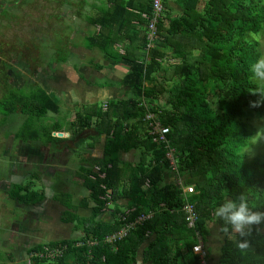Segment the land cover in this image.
<instances>
[{
    "label": "trees",
    "instance_id": "1",
    "mask_svg": "<svg viewBox=\"0 0 264 264\" xmlns=\"http://www.w3.org/2000/svg\"><path fill=\"white\" fill-rule=\"evenodd\" d=\"M23 1L17 0L15 4L20 6ZM130 1L125 4V0H110L112 7L107 14L112 16L120 7L124 14H133ZM176 3L183 11L179 18L170 16L163 0L165 10L152 49L148 48L147 36L154 0H143L138 6L136 19L145 26L144 34L133 33L132 41L138 40L140 45L124 47V55L114 49L116 25L109 26L101 19L92 21L101 26V32L90 37L87 47L102 52L109 66L124 64L129 68L130 72L116 84L131 91L133 97L83 106L69 123L70 139L53 136L65 133L60 123L51 128L41 126L49 113L60 112L54 95L29 80L23 87L12 86L10 74L4 72L12 66L0 60V78L5 86V98L0 99V104L6 108L2 113L27 117L16 140L29 143L43 138L45 146L64 149L74 143L89 157L97 145L102 149L101 157L82 164L80 173L94 204L92 216L80 220L69 195L55 196L67 208L63 221L73 223L83 234L35 244L28 249L31 264H135L138 252L151 235H156V239L145 257L152 264H187L190 259L191 264H199V257L193 253L198 244L196 232L207 247L208 225L215 221L220 228L223 226L215 210L226 199H236L244 193L250 206L264 211V157L249 156L258 134L253 118L264 120V104L255 109L249 106L250 100L260 99L250 94L259 87L252 79L250 65L262 57L260 41L253 36L264 30V0ZM9 8L10 0H0L3 16ZM127 38L130 44L131 39ZM44 42L38 52L53 60L56 50L48 40ZM17 52L18 58L28 55L23 49ZM171 60L177 62L172 64ZM58 62L67 59L59 54ZM51 63L48 66L53 69ZM24 89L28 90L26 94L21 93ZM147 117L152 118L148 121ZM36 123L41 130L32 132ZM150 123L169 129L166 143L153 141ZM170 150H174L177 172L168 157ZM133 151L139 152L138 161L122 159ZM170 176L175 180L170 181ZM190 186H194L195 193H185L184 188ZM6 194L11 201L37 208L45 199L44 190L34 192L28 182L13 184ZM187 203L196 207V229L187 227L183 212ZM81 205L86 208V200ZM125 210L133 211L129 220L150 212L154 215L117 243L114 250L105 238L121 229L118 215ZM106 212L110 218H105ZM238 239V235L226 237L218 264H264V233L250 238L252 247L246 255L237 249ZM64 246L67 248L61 257L43 255L46 249ZM9 259L14 260L12 254Z\"/></svg>",
    "mask_w": 264,
    "mask_h": 264
},
{
    "label": "rangeland",
    "instance_id": "2",
    "mask_svg": "<svg viewBox=\"0 0 264 264\" xmlns=\"http://www.w3.org/2000/svg\"><path fill=\"white\" fill-rule=\"evenodd\" d=\"M15 1L17 2V0H10L12 6L4 16L0 13V60L12 66L9 70H6L7 72L5 70L4 72L10 74L9 80L14 87H23L27 80L38 85L41 83V86L42 81H46L56 92L58 91L59 96L55 95L53 98L59 105L60 112L58 114L49 113L42 120L41 126L42 128L46 126V128H51L55 123H60L64 130H68V124L70 121L76 119V113L81 111L84 106L80 103V99L73 98L69 92L72 86L75 87V84L68 81L69 76L74 74V67L71 68L68 65L60 66L58 62L59 54L61 56L66 55V47L74 44L73 27L64 25L63 30L58 28L56 16L57 13H60L59 9L61 6L57 8L56 0H24L20 6L16 5ZM60 35L61 37L59 38ZM253 37L259 39L262 48L261 53L264 56V30L260 35H254ZM47 40L52 45V48L56 50L53 60L50 57L46 58L45 54L41 57L38 52L43 41L47 42ZM61 43L62 49L59 48ZM43 45L45 47V44ZM25 48H29L28 52L25 51ZM22 49L23 53H28V55L18 58L17 50L22 51ZM96 53L98 51H94V54ZM38 58H40L41 62ZM94 61H97V59L95 60L93 57H89L88 61H80L78 59V61H74L75 68L79 71L80 65L91 66L87 62L92 63ZM51 62L54 63L53 69L55 71L49 68L52 64ZM176 62L177 60L170 61L172 64ZM0 68H2V65H0ZM79 75H81L80 72ZM95 75L100 77L99 72L95 73ZM103 75H105L103 79L94 82L96 86L102 87L101 84H105L106 87L113 86L117 88L118 85L115 81H118V76L111 73L106 78L108 73ZM1 76L2 69H0ZM52 76L57 77L58 80L64 78L68 87V90L66 89L67 95H71L72 98L68 99L64 95L63 101L61 100L60 89L62 81L54 82ZM83 77L81 76L82 79L85 78ZM0 81V99H4L5 86L1 78ZM255 82L258 83L257 81ZM120 90L123 91L122 88ZM27 92L28 90L25 89L21 91V93L25 94ZM73 93H76V91H73ZM121 96L122 100H127L132 98L133 94L131 91H123L121 92ZM104 99L105 96L102 95L98 103L101 105ZM5 111L6 108L0 104V264H31L28 249L35 244L62 240L66 234L65 230H67V238L79 237L83 234L82 229L76 230L73 223H65V229L60 227L62 214L64 217L67 208L60 200L54 201L53 195L55 193L57 195H69L73 207L75 206V209H77L76 214L79 219H88L92 214L94 204L89 200V192L82 185L83 181L80 177V173L82 172L81 167H84L82 165L84 163L89 164L92 158L101 157L102 149L100 144L97 145L94 154L89 157L84 150L80 151L74 143L69 144V150L64 149L66 150L64 156L58 157L60 163L63 162L62 159L68 161L69 168L67 174L59 172L61 174H58L55 180L52 181V178L48 176L50 173L48 170L51 171V169H54V166H50L47 169L45 162L38 155L40 148L45 146L43 143H46V140L40 138L38 141L36 140L37 142L29 143L16 140L17 133L20 131L22 125H24L27 117L17 113L6 116V114L2 113ZM41 126L36 123V126L32 127V132L40 131ZM253 126L257 129L258 134L254 138V145L249 151V156L251 159L263 158L264 120H258L257 117H254ZM103 140L104 138H102L101 142ZM23 143H25L27 148L23 146ZM84 148L85 146L81 149ZM45 153L46 151L43 150V154ZM45 155L48 156V159H53L59 154L49 153ZM125 158L130 161H138L139 152L133 151L125 156ZM53 162L54 160H51V163ZM60 169L58 168L57 170ZM27 182L31 183L32 191L34 192L42 190L45 193L52 192L39 205V208L36 205L30 206L29 209L27 208L28 211L25 209V206L11 201L6 194L13 184H26ZM85 200L87 203L86 208L81 205ZM42 207L46 209L42 210ZM111 208L114 209V206ZM37 217L43 219L46 225L34 224L32 219ZM105 218H110L109 212H106ZM10 254H12L14 260L9 259Z\"/></svg>",
    "mask_w": 264,
    "mask_h": 264
},
{
    "label": "crops",
    "instance_id": "3",
    "mask_svg": "<svg viewBox=\"0 0 264 264\" xmlns=\"http://www.w3.org/2000/svg\"><path fill=\"white\" fill-rule=\"evenodd\" d=\"M143 0H132L130 1L129 5L130 7H134L133 9H130V12L133 14L128 15L127 13L124 14L123 11L119 9H115L114 14L111 16L109 13L107 14L108 10L111 9V3L110 0H56L57 2V8L61 6L59 9L60 13H57V25L58 28L63 30L64 25H69L73 27L72 30V35H73V41L74 44H71L70 46L68 45L66 47L67 54L63 55L68 61L67 62H61L60 66L68 65L71 68L74 67V74L70 75L68 78V81L72 82L75 84V89L71 87L69 92L71 93L73 98H78L80 99V103L84 106L90 105V104H95L98 103V101L101 100L102 95L105 96V99L103 102L106 100L110 99H118L121 98V92H126L128 91L127 88L122 87L123 91L120 90L121 88L119 87H111V88H106V87H100L95 85V81L98 82L99 79H103L105 75L107 74L106 78L109 76V74H113L118 76V81H115L117 83H120L124 77L130 72L129 68L125 66L124 64H120L116 66L115 68L109 66L108 61L104 58L103 53L100 52L98 49H89L87 47V44L89 43L90 37L97 35L98 33L101 32V26L100 25H94L92 23L93 20H99L101 19L104 22H108L109 26L111 25H116V28H114V49L118 50L121 55H124V47L127 46H139L140 41L138 40H133V33L134 32H141L144 34L145 26H142L138 21H137V14L139 13L138 6L142 4ZM129 0H125V4L128 3ZM166 4L168 9L170 10V16L171 17H177L179 18L182 14L181 8L177 5L176 0H166ZM136 7V8H135ZM135 14V15H134ZM145 17V16H144ZM131 19H136L133 20L131 23L127 22ZM61 35L59 36V38ZM131 39V43L129 44L128 38ZM60 49H62V43L60 44ZM94 51H98V53L94 54ZM89 57L97 59V61L94 62H87L90 65H80L79 66V71L75 68V62L78 61H88ZM98 57V58H96ZM102 66L101 69H97L96 66ZM86 66V67H85ZM79 72L81 75H79ZM99 72L100 77H97L95 73ZM116 73V74H115ZM69 75V74H68ZM102 75V76H101ZM81 76H84L82 79ZM52 79L54 82L62 81V87H61V100L63 101L64 95L69 99L72 98L71 95H67V84L64 81V78H61L58 80L57 77H53ZM41 85V83H40ZM42 87L47 90L49 94L52 95H58V91L56 92L53 87L46 81H42ZM67 89V90H66ZM73 91H76V93H73ZM59 96V95H58ZM72 104V103H70ZM73 122L70 121V123ZM69 126V124H68ZM65 131L64 138L65 139H70L72 137L71 132ZM46 151L45 154L53 153V154H59L56 156V158L53 159H48V156L43 154V150ZM69 150V149H68ZM96 150V149H95ZM93 151V154L95 152ZM64 148L60 147H54L52 145L49 146H44L43 148L40 149V153H38L39 158L43 159L45 162L46 168H50V166H54V169L48 170L49 174L48 176L52 178V181L55 180V178L58 176L59 172H62V174H67L68 171V161H65L64 159L62 163L58 160V157L62 155L64 156ZM128 154H125L122 156V159L124 161H129V162H136V161H130L125 158ZM36 157V156H35ZM61 157V156H60ZM66 158V157H64ZM51 160H54L53 163H51ZM57 163V164H56ZM58 168H61L60 170H57ZM61 174V173H60ZM59 174V175H60ZM170 181H174L175 178L174 176L169 177ZM83 185V183H82ZM84 187V186H83ZM45 193L44 195L45 198L47 199V196L52 194V192ZM57 194L55 193L53 195V200H55V196ZM41 205V204H40ZM39 207V206H38ZM46 209L45 207H42V210ZM93 210V209H92ZM65 211V210H64ZM77 212V209H76ZM92 216V214L89 216V218ZM39 219V221H37ZM61 224L60 227L64 228L66 224H70L67 222L63 221V214L61 217ZM32 222L36 225H46V222H44L43 219L37 217L35 219H32ZM66 223V224H65ZM209 231L210 235L208 237V242H207V247L209 250V264H218L220 261V258L222 256V249L225 245V239L226 236L220 231V225L218 223L211 222L209 223ZM65 229V228H64ZM66 234L63 236L64 239L62 240H68L72 238H77V237H70L67 238V230ZM80 237V236H79ZM156 239V235H151L149 239L146 241V243L143 245V247L140 249L137 255V259L135 264H152V262L148 261L145 257V252L149 248V245H151ZM58 240V241H62ZM52 242V241H50ZM191 259L187 261V264H191Z\"/></svg>",
    "mask_w": 264,
    "mask_h": 264
},
{
    "label": "built area",
    "instance_id": "4",
    "mask_svg": "<svg viewBox=\"0 0 264 264\" xmlns=\"http://www.w3.org/2000/svg\"><path fill=\"white\" fill-rule=\"evenodd\" d=\"M164 5L163 0H154V6H153V13L151 18L149 19L148 29V40L150 41L148 48H153V42L156 40L157 31H158V24L162 19V14L164 12ZM152 117H147V120L150 121ZM149 127V126H148ZM152 129V130H151ZM169 133L168 128H163L159 123H150L149 128V134L153 138V141L156 143H166L167 142V134ZM168 157L171 159V166L174 171L177 172V168L174 162V150L168 151ZM185 193L187 194H193L195 193L194 186L185 187L184 188ZM133 211L125 210L122 213H119L118 219L122 223V227L120 230L114 232L113 234H110L106 236L105 242L107 245H111L114 250H117L116 244L128 237L130 232L135 230L137 227L143 225L145 222L150 220L154 213L150 212L148 214H141L140 216H137L133 220H129V216ZM183 212L186 214V223L187 227L189 229H196V223L199 220L198 213L196 211V207L194 204L187 203L185 204L183 208ZM197 233L198 238V244L193 248V253L199 257V264H209V252L207 247L205 246L203 242L202 236ZM79 245V244H78ZM66 246L61 248H56L53 250L46 249V253L43 254L45 256H49L50 258L54 257H61L66 250Z\"/></svg>",
    "mask_w": 264,
    "mask_h": 264
},
{
    "label": "clouds",
    "instance_id": "5",
    "mask_svg": "<svg viewBox=\"0 0 264 264\" xmlns=\"http://www.w3.org/2000/svg\"><path fill=\"white\" fill-rule=\"evenodd\" d=\"M252 79L257 81L259 87L250 91L258 100H250L249 106L253 109L264 104V56L258 58L250 65ZM215 216L223 221L220 231L229 239L238 235L236 247L241 254H248L252 247L251 237L264 233V211L255 210V205L250 206L248 197L241 193L236 199L226 201L216 208Z\"/></svg>",
    "mask_w": 264,
    "mask_h": 264
},
{
    "label": "flooded vegetation",
    "instance_id": "6",
    "mask_svg": "<svg viewBox=\"0 0 264 264\" xmlns=\"http://www.w3.org/2000/svg\"><path fill=\"white\" fill-rule=\"evenodd\" d=\"M10 7H11V4H10ZM23 146H25V143H23ZM25 147H26V146H25ZM26 148H27V147H26ZM26 155H27V154H26ZM26 155H25V156H26ZM60 156H62V155H60ZM0 174H1V170H0ZM0 177H1V176H0ZM45 200H46V198L44 199V201H45ZM41 203H42V202H41ZM41 203H39V205H40ZM18 204H19V203H18ZM20 205H21V204H20ZM34 206H35V205H34ZM25 207H26L25 209H26L27 211H28V209L30 208V206H26V205H25ZM27 208H28V209H27Z\"/></svg>",
    "mask_w": 264,
    "mask_h": 264
},
{
    "label": "water",
    "instance_id": "7",
    "mask_svg": "<svg viewBox=\"0 0 264 264\" xmlns=\"http://www.w3.org/2000/svg\"><path fill=\"white\" fill-rule=\"evenodd\" d=\"M53 135L59 138H63L65 136L64 133H53Z\"/></svg>",
    "mask_w": 264,
    "mask_h": 264
}]
</instances>
